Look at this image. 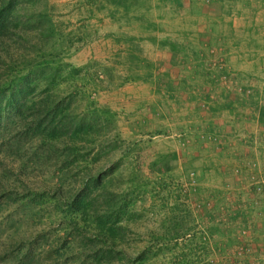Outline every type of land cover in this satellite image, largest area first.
<instances>
[{"label":"trees","instance_id":"1","mask_svg":"<svg viewBox=\"0 0 264 264\" xmlns=\"http://www.w3.org/2000/svg\"><path fill=\"white\" fill-rule=\"evenodd\" d=\"M70 1L75 23L63 19L50 0H0V264H212L203 235L193 231L194 215L169 177L177 167L175 153L148 164L151 179L136 167L137 156L126 176L118 173L117 162L98 167L100 157L119 148L121 157L132 159L137 146H123L113 132L114 114L95 99L112 87L143 83L160 104L179 106L184 93L192 92L190 98L203 106L192 110L205 111L209 91L194 79L209 87L227 74L217 63L209 69V60L223 56L213 46L216 29L188 45L179 36H158L164 15L155 17L154 10L176 14L185 0ZM92 19L118 26L116 34L105 35L118 51L108 63L73 65L69 58L97 36ZM145 45L155 57L145 53ZM238 97L229 92L217 109L235 110ZM249 118L264 127V103ZM191 127L197 140L223 135L211 122L204 129ZM181 169L186 176L194 171L190 161ZM149 214L156 228L134 253L135 227ZM236 215L228 212L226 222ZM218 230L213 226L209 233ZM234 243L231 237L225 241Z\"/></svg>","mask_w":264,"mask_h":264},{"label":"rangeland","instance_id":"2","mask_svg":"<svg viewBox=\"0 0 264 264\" xmlns=\"http://www.w3.org/2000/svg\"><path fill=\"white\" fill-rule=\"evenodd\" d=\"M50 2L65 15L63 19L75 23L76 11L72 8V1ZM205 3L209 6H202L198 1H184L179 13L156 9L153 15H164V32H158V36H179L188 45L200 33L210 34L214 27L223 37L211 32L213 46L218 53L223 51V56L209 60V69L212 70L217 63L227 72L226 78H222L220 84L209 87L196 78L193 82L209 91L207 109L199 113L192 110L196 106L203 107L198 98H190L192 92L184 93L186 100L179 106L174 101L160 104V96L143 83H128L102 91L95 99L96 106L114 114L116 121L113 132L119 134L123 146L134 144L137 150L128 160L121 157L123 148L115 149L100 157L97 164L100 167L104 163L117 162L118 173L126 176L129 163L136 165L138 161L136 167L142 176H150L151 179L153 176L148 164L158 155L175 153L177 167L169 173V177L174 190L179 191L182 202L194 215L193 231L203 235L208 250L206 260L212 264H264V230L259 226L264 213L249 210L251 201L253 208L264 205V187L256 190L255 196L252 195L253 187L257 189L264 185V127L260 128L257 120L249 118L252 111L258 108V104L252 102L264 103V8L238 4L242 10L238 14L234 8L231 14L237 17L232 26L231 14L227 10L229 6L222 5L223 9L214 0H205ZM89 23L92 29L97 30V36L69 58L73 65L81 66L90 60L108 63L118 51L112 38L105 37L116 34L119 29L117 25L97 19ZM229 32L232 34L229 35ZM222 40L227 42V49L231 47V52L225 53V41ZM145 53L155 57V50L150 45H145ZM194 92L199 97L200 92ZM229 92L239 95L238 103L234 105L236 109H217L218 105L225 103L224 97ZM257 95L258 99H255ZM212 108H216L215 112ZM209 122L215 130L220 128L222 137L214 136L213 140L199 137L197 140L190 125H199L204 129ZM135 156L138 157L137 161ZM237 160L241 164L234 166ZM188 161L194 171L186 176L181 167ZM4 164L17 168L16 162L5 160ZM122 185L126 187V184ZM153 198L159 201L154 194ZM150 199L149 195L146 196L143 205L147 207ZM217 199L220 201L216 203ZM214 202L217 211L213 209ZM230 211L238 215L227 223ZM250 211L255 213L251 214ZM208 214L210 217L212 215L213 222L209 221ZM156 224V217L151 214L137 223L135 236H132L135 239L134 253L142 249L147 233L156 228ZM213 226L219 230L210 235L209 228ZM228 237L235 242L233 246L225 245Z\"/></svg>","mask_w":264,"mask_h":264},{"label":"crops","instance_id":"3","mask_svg":"<svg viewBox=\"0 0 264 264\" xmlns=\"http://www.w3.org/2000/svg\"><path fill=\"white\" fill-rule=\"evenodd\" d=\"M186 1V3H192V2H197L198 1V4H200V5H202L203 6V0H185ZM217 4H219V5H221V7L224 9V7L222 6V5H226V6H229L228 8H227V10H229V12H230V14L233 12V10H234V8H236L237 9V11L236 12H239V10L241 11L242 9H240V6H238V4H241V5H243L242 7H249V8H255V7H260V8H264V0H214ZM234 2H236L237 4H235V5H233V3ZM231 8H232V11H231ZM235 12V13H236ZM238 14H240V12L238 13ZM237 17V16H236ZM236 17H235V15L234 14H231L230 15V18H232V23H233V25L232 26H234V21H235V19H236ZM216 18H218V15H217V17ZM232 33L231 32H229V35H231ZM217 35L219 36V37H222L221 35H220V33L219 32H217ZM225 36H226V33L224 34ZM223 38V37H222ZM222 41H225V40H222ZM223 45H225V47H224V51H225V53H227V52H231V47H230V50L229 49H227V42L225 41L224 43H223ZM263 84H264V82H263ZM259 95V98H260V94H258ZM258 95L255 97V99H258ZM259 104H261V102H259L258 103V105ZM256 120V119H255ZM241 164V162H240V160H237L235 163H234V166H239ZM253 206L254 205H252L251 203H250V208L251 209H249V210H255V211H260V212H263L264 213V205H260V206H257V208L256 207H254L253 208ZM250 213L252 214V213H255V212H251L250 211ZM260 221H261V219H260ZM260 227H262V230H264V215H263V220H262V222L260 223V225H259Z\"/></svg>","mask_w":264,"mask_h":264},{"label":"built area","instance_id":"4","mask_svg":"<svg viewBox=\"0 0 264 264\" xmlns=\"http://www.w3.org/2000/svg\"><path fill=\"white\" fill-rule=\"evenodd\" d=\"M263 187H264V185H260V187L257 188V191L262 190Z\"/></svg>","mask_w":264,"mask_h":264}]
</instances>
